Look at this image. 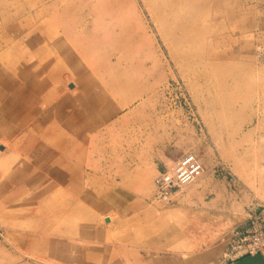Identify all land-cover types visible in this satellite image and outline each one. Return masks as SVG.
I'll use <instances>...</instances> for the list:
<instances>
[{"label": "rangeland", "instance_id": "374dc122", "mask_svg": "<svg viewBox=\"0 0 264 264\" xmlns=\"http://www.w3.org/2000/svg\"><path fill=\"white\" fill-rule=\"evenodd\" d=\"M263 214L264 0H0V264H235Z\"/></svg>", "mask_w": 264, "mask_h": 264}, {"label": "built area", "instance_id": "2783aa9c", "mask_svg": "<svg viewBox=\"0 0 264 264\" xmlns=\"http://www.w3.org/2000/svg\"><path fill=\"white\" fill-rule=\"evenodd\" d=\"M203 166L197 156L191 152L177 158L172 165L158 170L153 178L154 197L158 201L168 202L173 193L200 177ZM234 248L237 257L260 254L264 260V214L250 219L248 227L234 235Z\"/></svg>", "mask_w": 264, "mask_h": 264}, {"label": "crops", "instance_id": "0c3cea01", "mask_svg": "<svg viewBox=\"0 0 264 264\" xmlns=\"http://www.w3.org/2000/svg\"><path fill=\"white\" fill-rule=\"evenodd\" d=\"M77 92H79V84H75L74 83V86L72 87L71 93L72 94H76ZM86 100H87V101H85L86 103H83L84 105L83 104L81 105L82 108H86V107L91 105V102H90L91 99H86ZM83 106H85V107H83ZM152 185H153V180H152ZM153 187H154V185H153ZM103 218H104V221H105L106 218L108 219V221H105V222H108V224H111L113 222V220H114L111 215H103ZM136 257L138 258L139 256H136ZM142 257L144 258V263L148 264V258L146 257V255H144ZM126 260L128 261V259H126Z\"/></svg>", "mask_w": 264, "mask_h": 264}, {"label": "water", "instance_id": "95a60500", "mask_svg": "<svg viewBox=\"0 0 264 264\" xmlns=\"http://www.w3.org/2000/svg\"><path fill=\"white\" fill-rule=\"evenodd\" d=\"M105 221H108L106 218ZM235 264H264L260 254L246 255L239 259Z\"/></svg>", "mask_w": 264, "mask_h": 264}]
</instances>
